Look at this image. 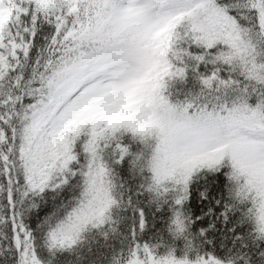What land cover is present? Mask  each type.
<instances>
[{
	"label": "snow or ice",
	"instance_id": "snow-or-ice-1",
	"mask_svg": "<svg viewBox=\"0 0 264 264\" xmlns=\"http://www.w3.org/2000/svg\"><path fill=\"white\" fill-rule=\"evenodd\" d=\"M0 264H264V0H0Z\"/></svg>",
	"mask_w": 264,
	"mask_h": 264
}]
</instances>
